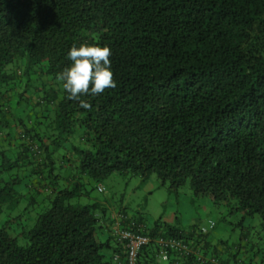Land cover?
Instances as JSON below:
<instances>
[{
  "label": "trees",
  "instance_id": "1",
  "mask_svg": "<svg viewBox=\"0 0 264 264\" xmlns=\"http://www.w3.org/2000/svg\"><path fill=\"white\" fill-rule=\"evenodd\" d=\"M83 42L110 47L116 82L81 96L89 109L52 81ZM24 67L52 86L36 88L40 111L18 141L0 131L29 172L17 160L0 169V219L29 199L0 220V264H130L119 230L149 239L136 264H264L254 245L249 259L212 248L213 221L206 232L147 226L80 203L87 180L157 174L170 191L188 184L197 197L257 215L264 232V0H0L2 115ZM71 138L81 145L66 147ZM161 239L188 251L168 247L163 260Z\"/></svg>",
  "mask_w": 264,
  "mask_h": 264
},
{
  "label": "rangeland",
  "instance_id": "2",
  "mask_svg": "<svg viewBox=\"0 0 264 264\" xmlns=\"http://www.w3.org/2000/svg\"><path fill=\"white\" fill-rule=\"evenodd\" d=\"M39 79V73L32 70L30 74H27L26 67H24L23 72L17 74L13 80L17 89L8 103L10 110H7L4 115L0 114V131L8 135L11 134L13 141H18L15 134L21 131L25 125H30L35 113L40 111V108L34 104L40 95L39 92L36 93V88L45 86L49 90L52 86L51 84H42ZM52 81L53 83L57 82L55 83L56 88L62 89L61 82ZM40 120L48 121L44 118H40ZM7 143L8 140H6V144L5 141L0 140V158L2 155L0 169L9 167L10 162L15 164L16 160L24 167L27 164V159L19 160V155L10 150ZM70 143L66 147H71L72 144L81 145L80 141H74L72 138ZM3 150L6 151L3 152ZM23 167L18 169V172L22 170L29 173L27 172L28 168ZM73 168L69 167L71 171H75ZM57 171L61 173L60 168ZM29 179L30 177L24 179L21 186L26 187L28 181L31 180ZM84 191H89V194L81 196L80 203L100 202L109 216L113 212L118 213L125 210L129 218L141 219L147 226L161 221V223L174 225L183 230L196 229L199 232L203 227H208L210 221H213L216 224L215 227L209 229L205 235L212 248L224 254L234 252L236 248H239L241 249L240 253L249 259L254 253L252 248L254 245L256 250L260 249V257H257L256 261H259L261 257L264 258V232L257 215L254 217L244 216L224 205H215L205 197H197L192 193L188 184L177 192H173L168 189L167 185L161 184L157 174L143 179L140 176L113 173L99 183L87 180ZM28 207L29 199L26 198L16 207H8L2 213V220H0L3 221L7 216L22 213ZM34 212L35 209H32L31 214ZM245 247L247 248L245 249ZM104 252L107 256L112 254V250Z\"/></svg>",
  "mask_w": 264,
  "mask_h": 264
},
{
  "label": "clouds",
  "instance_id": "3",
  "mask_svg": "<svg viewBox=\"0 0 264 264\" xmlns=\"http://www.w3.org/2000/svg\"><path fill=\"white\" fill-rule=\"evenodd\" d=\"M111 49L107 44L80 43L73 44L67 53L71 62L57 75L62 88L70 100H78L83 109H89L90 103L80 99L81 96H98L106 89L114 88L111 66Z\"/></svg>",
  "mask_w": 264,
  "mask_h": 264
},
{
  "label": "built area",
  "instance_id": "4",
  "mask_svg": "<svg viewBox=\"0 0 264 264\" xmlns=\"http://www.w3.org/2000/svg\"><path fill=\"white\" fill-rule=\"evenodd\" d=\"M214 223L210 224V227H213ZM203 231L206 232L207 228H203ZM119 241L123 245L124 249L127 252L130 264H136V258L139 248L146 244L149 239L146 236L137 235L129 230H119ZM160 244L163 247V252L161 257L163 260L168 258L167 248L172 247L178 250L188 251V246L184 245L181 241L178 240H160Z\"/></svg>",
  "mask_w": 264,
  "mask_h": 264
},
{
  "label": "crops",
  "instance_id": "5",
  "mask_svg": "<svg viewBox=\"0 0 264 264\" xmlns=\"http://www.w3.org/2000/svg\"><path fill=\"white\" fill-rule=\"evenodd\" d=\"M119 223V222H118ZM117 228V225L115 226Z\"/></svg>",
  "mask_w": 264,
  "mask_h": 264
}]
</instances>
